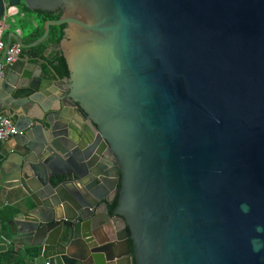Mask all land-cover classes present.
Here are the masks:
<instances>
[{
    "label": "water",
    "instance_id": "obj_1",
    "mask_svg": "<svg viewBox=\"0 0 264 264\" xmlns=\"http://www.w3.org/2000/svg\"><path fill=\"white\" fill-rule=\"evenodd\" d=\"M21 4L57 20L4 50L59 26L68 77L27 56L0 83L13 243L49 264H264V0H0V18Z\"/></svg>",
    "mask_w": 264,
    "mask_h": 264
},
{
    "label": "trees",
    "instance_id": "obj_2",
    "mask_svg": "<svg viewBox=\"0 0 264 264\" xmlns=\"http://www.w3.org/2000/svg\"><path fill=\"white\" fill-rule=\"evenodd\" d=\"M22 14H31L34 17L36 26L27 38L25 44H30L40 38L44 32V24L46 21L57 20L53 12H34L27 10L21 4ZM59 26H50L47 38L36 47L27 50V55L36 63H40L41 69L51 77L62 80L68 77L67 66L61 52L58 50ZM6 38V37H5ZM116 204V199L110 206V210ZM16 214V210L12 207H0V239L4 232L8 229V222ZM23 253L15 251L10 246L6 251L0 252V264H31L32 259L37 257V248H24Z\"/></svg>",
    "mask_w": 264,
    "mask_h": 264
},
{
    "label": "crops",
    "instance_id": "obj_3",
    "mask_svg": "<svg viewBox=\"0 0 264 264\" xmlns=\"http://www.w3.org/2000/svg\"><path fill=\"white\" fill-rule=\"evenodd\" d=\"M19 9H10L8 11V14H10L11 16L20 15L21 19H23L27 16L28 23L31 25L32 28L35 27L36 22L34 20V17L31 14H26V15L22 14V12ZM13 31H15L17 34H19L21 39H23L24 41H26L30 35L29 34L26 37H23L22 34L20 33V31H18V30H13ZM13 31H11V32H13ZM8 34L5 36L6 39H7ZM11 43H14V41H12ZM27 56H28L27 51L26 52L22 51V56L20 59H23ZM32 62H34V61L32 60ZM34 63H36V62H34ZM38 64L40 65V63H38ZM52 79L55 83H59V84L62 83L61 80H58V79L54 78L53 76H52ZM0 83H1V81H0ZM7 113L8 112L5 111L4 113H1L0 115L7 114ZM2 144L3 143H0V147ZM20 195H21V193H20L19 189H17V188L10 189V190H4L2 192L0 191V207H2V206L12 207L16 210V213H17L19 211V206H21L19 204L22 203V200L19 201ZM10 246H12L15 251H19V253L24 252L23 251L24 247H21L20 245H19L20 246L19 250H17V248H15L14 243L12 241V235H11L9 227H8V229L4 232L3 236H1V239H0V252L6 251ZM37 253H38V251H37ZM45 261H46V259L42 258L41 256H39L37 254V257L32 259L31 264H44Z\"/></svg>",
    "mask_w": 264,
    "mask_h": 264
},
{
    "label": "built area",
    "instance_id": "obj_4",
    "mask_svg": "<svg viewBox=\"0 0 264 264\" xmlns=\"http://www.w3.org/2000/svg\"><path fill=\"white\" fill-rule=\"evenodd\" d=\"M8 16L11 15L8 14L7 11L3 18H0V59H2V61H0V81H2L4 77V72L6 71L8 66L20 60L22 56V50L16 43H11L7 50H4L6 40L4 31L5 29H9V26L5 25V19ZM14 124H16V120L10 113L0 115V143H3L8 138L17 135ZM14 246L15 248H17V250L20 249V246L18 244H14ZM44 264L49 263L46 260Z\"/></svg>",
    "mask_w": 264,
    "mask_h": 264
},
{
    "label": "rangeland",
    "instance_id": "obj_5",
    "mask_svg": "<svg viewBox=\"0 0 264 264\" xmlns=\"http://www.w3.org/2000/svg\"><path fill=\"white\" fill-rule=\"evenodd\" d=\"M17 9H19L21 11V6L18 7ZM5 25L9 26V29H5V31H4L5 36L13 30H18V31H20V33L22 34L23 37H26L32 31V27L27 21V16L23 19H21L20 15L8 16L5 19ZM4 40H5V38H4Z\"/></svg>",
    "mask_w": 264,
    "mask_h": 264
},
{
    "label": "flooded vegetation",
    "instance_id": "obj_6",
    "mask_svg": "<svg viewBox=\"0 0 264 264\" xmlns=\"http://www.w3.org/2000/svg\"><path fill=\"white\" fill-rule=\"evenodd\" d=\"M20 6H21V5H20ZM22 41H23L24 45H26V44H25L26 41H24L23 39H22ZM110 158H113V156H111ZM111 205H112V204H111ZM111 205H110V206H111ZM110 206H109V210H110Z\"/></svg>",
    "mask_w": 264,
    "mask_h": 264
},
{
    "label": "clouds",
    "instance_id": "obj_7",
    "mask_svg": "<svg viewBox=\"0 0 264 264\" xmlns=\"http://www.w3.org/2000/svg\"><path fill=\"white\" fill-rule=\"evenodd\" d=\"M247 210V208H245V211Z\"/></svg>",
    "mask_w": 264,
    "mask_h": 264
}]
</instances>
